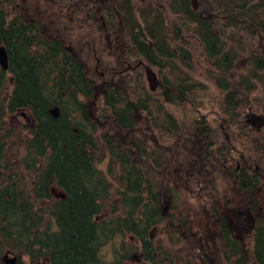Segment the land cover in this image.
Listing matches in <instances>:
<instances>
[{
    "label": "trees",
    "instance_id": "16d2710c",
    "mask_svg": "<svg viewBox=\"0 0 264 264\" xmlns=\"http://www.w3.org/2000/svg\"><path fill=\"white\" fill-rule=\"evenodd\" d=\"M187 2L171 6V23L178 24L176 32L186 30L199 39L203 55L197 58L205 69L204 80L190 84L176 79L177 92L155 93L157 112L163 114L158 126L175 136L177 130L167 123L177 122L173 113L181 112L199 140L211 135L217 142L209 144L220 145L226 143L219 141L221 127L209 126L196 111L207 106V99H218L228 126L248 130L243 116L247 106L261 110L257 118H264V0H214L212 16L192 11ZM119 10L129 33L140 21L137 10L144 25H138L141 34L167 32L164 15L153 18L150 7L129 4ZM27 13L25 3L0 0V47L8 54V67L0 63V264L8 253L17 256L16 264H126L132 254H139L142 264L184 263L190 255L176 259L171 243L151 233L166 221L161 188L150 174L161 166L164 151L141 140L137 148H126L121 139L101 134L103 119L114 120L122 130L135 127L137 113L148 112L152 95L140 84L132 87V79L98 95L83 62L61 39L45 35L42 23L27 19ZM90 14L95 16V9ZM161 40L158 36L155 41ZM137 43L139 52L162 71L169 68L174 76L197 71L188 49L174 55L163 51L164 46L152 49L146 41ZM243 57L244 71L236 74V63ZM206 81L216 87V94ZM166 104L174 107L169 110ZM22 110L30 112V125L10 121ZM260 152L264 155L263 149ZM222 154L226 157L220 149L206 148V167L230 168ZM106 159L104 169L100 165ZM254 172L229 169L236 187L254 194L256 202L261 201L262 181ZM219 221L222 244L216 264H234L232 259L264 264V219L257 220L250 259L233 238L228 218L220 215ZM127 235L140 244L127 243ZM116 240L119 245L112 246ZM108 246L111 259L103 254Z\"/></svg>",
    "mask_w": 264,
    "mask_h": 264
},
{
    "label": "rangeland",
    "instance_id": "374dc122",
    "mask_svg": "<svg viewBox=\"0 0 264 264\" xmlns=\"http://www.w3.org/2000/svg\"><path fill=\"white\" fill-rule=\"evenodd\" d=\"M17 1L19 3H25L28 10L26 14L27 19L40 21L43 25L42 29L45 35L61 39L67 46V49L83 62L87 73L95 82L98 95L101 96L106 89L103 79L111 78L112 75L111 72L106 70L105 66L107 62L116 60L115 54L117 55L119 51L112 50L115 46L114 41L119 40L121 44L125 41L123 28L121 31L118 30V32L115 31L112 33L105 32L100 28L102 25L104 26V21L100 14L101 0H62L57 3L54 0ZM151 1L160 8L167 9L166 15L169 17V20L174 17L172 13H169L168 0H161V3L160 0ZM51 2L54 4L52 3L53 5H50ZM133 2L138 9L144 6L146 0H133ZM191 3L197 5V11L202 15L212 16L216 12L214 0H190ZM9 8L11 9V7ZM94 9L96 14L92 17L90 13ZM139 12L137 10V18L138 21H141ZM108 34L109 39H107ZM199 49L197 47L198 52ZM121 51L122 49H120ZM195 62L197 71L193 72L191 70V72L193 75L195 74L194 76L197 79V74L198 76L203 74L205 69L200 59L196 58ZM246 62V57L238 60L234 73L240 74L244 71ZM198 67L201 70H198ZM202 67L204 70H202ZM143 69L141 72H143ZM101 71H105V78L101 76ZM133 73L132 71H128V74ZM135 74L133 76L142 81L148 89L145 72H143V75L138 74L137 76ZM198 78L204 80L203 75ZM116 80L118 81V78ZM206 82L210 85L209 89L211 94H216L217 90L212 82ZM217 100L216 98L211 100L207 99V106L200 110V114L205 117L210 126L215 125V127H221L218 132L220 135L219 141H227L226 134L230 135L236 149L245 155L247 161L251 159L249 164L252 171L264 175V155L260 154V148L264 150V129L259 128L260 122L257 119L258 116L263 115V112L259 109H252L251 106L244 108L243 116L249 122L247 124L249 131H246L237 126H228L227 120L219 112L216 104ZM97 105H91L90 108L95 110ZM155 116L156 112L154 113ZM154 117L153 114H149L147 111H139L136 115L137 123L130 130L120 129L116 122L110 118L101 120V134H107L121 139L127 145L126 148H131L130 142L135 138H144L150 148L155 144L165 153V156L161 159V166L154 169V171L150 170L151 176L155 179L159 188H161V206L166 219L163 224L151 230L153 238L162 240L166 244L171 243V247L176 253V259L190 255V258L188 256L189 259L186 258V261L182 264H216V259L222 244L218 227L219 216L223 214L231 223L234 235L237 236L243 248L246 251L248 250L247 254L250 259V249L253 244V228L255 225L253 218L256 219V211L264 213V190L259 193L261 201L259 199L256 201L257 209L254 212L252 211V216L247 219L245 216L246 207L251 206L253 195L247 194L246 196L244 191L239 190L235 186L232 187V183L224 179L220 172L213 171L215 176L214 184L218 192L212 186L208 188L213 194L217 192L216 195L219 196V200L215 198L212 203L206 204L201 199L205 188H201L200 183L205 180V177L202 175L208 167L203 164L204 161L202 159L200 160V156H197V153L193 152L195 150L194 147H196L194 145L195 138L186 133L189 127V121L181 112L176 114L180 125L183 126L182 133L186 136L183 138L181 135L174 139L173 137L168 138L164 130L156 126L153 127L155 124ZM250 117L256 121V124H253L249 120ZM10 121L30 125L31 114L28 110H22L10 117ZM147 134L149 135L148 137ZM189 138L190 140H188ZM184 139L187 140L184 141ZM165 146L167 147L163 148ZM183 148L186 149L184 150ZM107 164L108 159L104 160L100 166L106 169ZM237 164L236 162L233 163L235 167H237ZM201 165L204 167L200 168ZM262 187L264 188V184ZM114 199H118L116 195ZM246 200L249 204H246ZM217 206L219 207L218 209ZM249 221L251 230L246 233L245 226H249ZM126 242L135 245L140 244L138 239L132 235H127ZM119 243L120 241L116 240L112 243V246L114 244L119 245ZM112 246L104 248L103 254L107 259H111L113 256ZM140 257L139 254H132V257L126 261V264H142L143 262ZM232 261L234 264H243L239 263L237 259H232Z\"/></svg>",
    "mask_w": 264,
    "mask_h": 264
},
{
    "label": "flooded vegetation",
    "instance_id": "af4514ba",
    "mask_svg": "<svg viewBox=\"0 0 264 264\" xmlns=\"http://www.w3.org/2000/svg\"><path fill=\"white\" fill-rule=\"evenodd\" d=\"M182 2H184V0H182ZM182 2H181V0H168L169 13H172L171 12L172 11L171 10V6H173V4L177 8H180V6L182 5ZM160 3H161V0H160ZM187 3L189 5V7L192 9V11L201 14L199 11H197L198 7L197 8L194 7L195 3H193V4L191 3L190 4V0H188ZM129 4H134L135 5L133 0H130V2H129V0H101L100 14L102 15V20L104 21V26L102 25L100 28H102L103 31L110 32V33L115 32V31L118 32V30L121 31L122 28H123L124 34H125L124 35L125 36L124 43L121 44V42H119V40L114 41L115 46L112 48V50H114V51L119 50L118 54L117 55L115 54V59L116 60H112V61L107 62L106 66H105L106 70L111 72L112 75H111V78L103 79V83H104V86L106 88L104 93L110 87L120 86L121 84L124 83V80H126V79H129V80L132 79V83H131L132 87H136L138 84H140L141 86L146 88L144 86L143 82L138 80L133 75H134V73H136L137 76H138V74H142L143 75V72H145V77H146V80H147L146 69H147V67L152 68L157 74L159 83L157 85L156 90H152L150 88V83L147 80L149 88L148 89L146 88V89H147L148 93L150 95H152L151 102H150L151 104L149 106L148 112H149V114H153V117H154V113L156 112V116L154 117L155 124H154L153 127L156 126L157 128H160L158 126V119L162 118L163 114L157 112V107L155 105V102H154V99H153V97H154L153 95L155 93L159 92L160 90H167L169 92H177L178 91V87L176 86V79L180 80L179 83L181 81L187 79L189 81L188 83L192 84L194 82H198L199 80H197V79H199V78L197 77V79H196L195 76L192 74L191 70L189 71V72H191V74L189 73V75H187V73L185 72L186 74L185 73L184 74H178L177 76H174L169 68H165V70L163 69V71L160 70V67L158 65H156L152 61L150 62L148 59L145 58L144 55H142L139 52V50H138L139 45H138L137 41L138 42L139 41H146L152 47V49H155V47H158L159 49H162L163 46H164L163 51L167 50L171 54H174V55L180 54L181 52L186 53L187 49H188V50L191 51V53H192V55L194 57V61H195V59L197 57L203 55V49H202V46L200 45L199 39H197V37H195L192 33H188V32H186V30H184V33H181V31L176 32L180 28H179L178 24H177V26L176 25H172L171 20L174 17L171 20H169L168 19L169 17L166 15V10L167 9H163L162 7L160 8L159 6L155 5L153 3V1H151V0H146L144 6H141L140 8H146V7L148 8V7H150L152 9L151 15L155 19L158 18L159 15L163 14L164 17H165V21H166V30H167V32L166 33H154V34L143 32L141 34L139 32L140 29L138 28V25L141 28L144 29V25L143 24L140 25V23H143L142 20L140 22H135V26H136L135 28H134V24L131 26L130 30L132 31V33L131 32L130 33L127 32L126 24L123 21L125 15L119 9H120V7L126 8L127 5H129ZM139 15H140V12H139ZM179 20H181V19H179ZM120 25H123V26L120 27ZM158 36H162L163 40L155 41L156 37H158ZM107 39H109V34L107 35ZM186 41H190L191 43L190 42H186ZM197 47H198V49L200 48L199 52L197 51ZM120 49H122L121 52H120ZM142 68H144L143 72H141ZM182 69L184 71H186L185 67H182ZM128 71H132L134 73L133 74H128ZM104 72L105 71H101V76L103 78L106 77ZM116 78H118V81L116 80ZM171 106H173V105L166 104V108H169V110H170ZM152 107H153V111H152ZM196 111L200 112V109H196ZM136 112H137V108H136ZM173 114L175 115V118L177 119V122L172 123L171 121H169L167 124H168V128L169 129H170V127H172L173 129H176L177 132H176L175 136L172 135V133H170V132H169V135H167V136H168V138H172L173 137L175 139V138H178L179 136L182 135L183 138H184L186 135H183V133H182L183 126L180 125V122H179L178 118L176 117V114L175 113H173ZM201 116H203V115H201ZM257 119L260 122L259 125H263L264 126V118L263 117H259ZM249 120L252 121L253 124H256V121L252 117H250ZM248 123H249L248 120L245 119V124L247 125ZM188 124H189L188 126H190V122ZM207 124H208V122H207ZM211 127H215V125H213ZM160 129H162V128H160ZM162 130H164V129H162ZM184 130H186V129H184ZM164 131L167 134L166 130H164ZM186 131H187L186 133H188V135L193 136L195 138L194 145H196V147H194L195 150L193 152H196L197 156H200V160L202 159L204 161V156L202 157V155H203L204 150L206 148L207 149L208 148L209 149L216 148V149H220L222 151V153H226V157L224 156V154H222V157H224L223 158L225 160L224 162H226L230 166V168L232 170L242 171L244 169H247L249 171H252V169L250 168V164H249L250 159H249V161H247L245 155L242 154L241 152H239L238 149H236V147L234 145V141L232 140L230 135L226 134L227 135L226 136L227 137L226 143H223V144H220V145L214 144L212 146V145L209 144V140L211 142H214V143H216L217 141L215 139H213V137L211 135H209L210 137L207 136L206 139L203 138V140H199V138L197 137L198 135L196 134V132L193 129V127H191V128L188 127V129ZM148 136L149 135L147 134V137ZM140 140L145 142L144 138H135L134 140L131 141V144H132L131 148H137L136 145H137V143ZM186 140L184 139V141H186ZM188 140H190V138ZM222 142H224V141H222ZM157 147L160 148L158 145H155V144H153L151 146V148H157ZM166 147L167 146H165L163 148H166ZM224 148H227V149H225V151H223ZM198 154H200V155H198ZM235 154H237V155H235ZM209 160H210V158H209ZM234 162L238 163L237 167H235L233 165ZM203 164L204 165H207V164L209 165V162L206 161ZM212 165H213L212 167H208L209 169L206 168V172L202 175L203 177H205L204 178L205 180L202 181V183H200L201 188H203V189L205 188L204 194L201 196V199L203 201H205L206 204L212 203V201L215 198L219 199V196L216 195L217 192H218V189H217V187L214 184L215 176H214V172L213 171L220 172L224 179H227L229 182L232 183L231 184L232 187L233 186H235V187L237 186L236 181H234L232 179V174H229V169L230 168L228 166H226L225 167L226 169H225L224 168L225 165H223V168H220L218 166L215 168L214 164H212ZM203 167H204L203 165L200 166V168H203ZM254 173L257 174V175H260V179L262 181V183H261V185L259 186V189H258V195H260L259 193L264 190V188L262 187V185L264 184V175L258 174L257 172H254ZM209 186H212V187L216 188L217 192L215 194H213L210 191V189L208 188ZM244 192H245L246 196H247V194H252L251 192H248V191H244ZM252 195H253V198H254L255 195L254 194H252ZM256 206H257L256 202H252L251 206H248V209H250V210H248L246 212V214H245L247 219H248V217L252 216V208L255 207L254 210L257 209ZM165 209H167V207H165ZM258 209H260V208H258ZM221 215L225 216L223 214H221ZM255 216H256L255 217L256 219L253 218V221H255V225H254V228H253V234L255 233V229L257 228V223H258L257 220H259V218L264 219V213H261V211H258ZM251 219H252V217H251ZM228 225H229V227L231 229L233 238L236 239L239 242V240L237 239V236L234 235L233 227L230 224V222H229ZM250 230H251V225H250V221H249V226H245V232L247 233ZM242 248H243V246H242ZM243 251L248 256V254H247L248 250L246 251L243 248Z\"/></svg>",
    "mask_w": 264,
    "mask_h": 264
},
{
    "label": "water",
    "instance_id": "95a60500",
    "mask_svg": "<svg viewBox=\"0 0 264 264\" xmlns=\"http://www.w3.org/2000/svg\"><path fill=\"white\" fill-rule=\"evenodd\" d=\"M194 7L197 8V5L194 4ZM0 63L1 65L4 67V68H7L8 67V54H7V50L5 47H0ZM146 75H147V80L149 81L150 83V88L152 90H156L157 88V85L159 83V80H158V77H157V74L156 72L150 68V67H147L146 69ZM54 115L57 116V111L56 109H51L50 110ZM5 260H6V264H16L17 261H18V258L17 256L15 255H11V254H6L5 255Z\"/></svg>",
    "mask_w": 264,
    "mask_h": 264
}]
</instances>
